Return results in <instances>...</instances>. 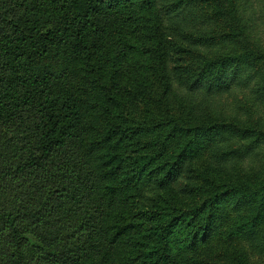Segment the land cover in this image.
I'll return each instance as SVG.
<instances>
[{"label": "trees", "instance_id": "obj_1", "mask_svg": "<svg viewBox=\"0 0 264 264\" xmlns=\"http://www.w3.org/2000/svg\"><path fill=\"white\" fill-rule=\"evenodd\" d=\"M248 6L0 0V264H264Z\"/></svg>", "mask_w": 264, "mask_h": 264}, {"label": "rangeland", "instance_id": "obj_2", "mask_svg": "<svg viewBox=\"0 0 264 264\" xmlns=\"http://www.w3.org/2000/svg\"><path fill=\"white\" fill-rule=\"evenodd\" d=\"M248 1H249L248 8L250 9V13L253 14V17L259 19L257 26L260 34H262L261 36L264 37V0H248ZM242 96H244V94L236 92L235 94L231 95V98H229V102H232L234 98L241 100ZM224 102H226V99L224 100Z\"/></svg>", "mask_w": 264, "mask_h": 264}]
</instances>
